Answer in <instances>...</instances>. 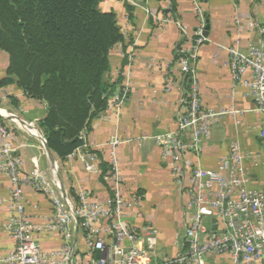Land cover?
<instances>
[{
    "label": "crops",
    "instance_id": "obj_1",
    "mask_svg": "<svg viewBox=\"0 0 264 264\" xmlns=\"http://www.w3.org/2000/svg\"><path fill=\"white\" fill-rule=\"evenodd\" d=\"M170 1L176 4L175 13L169 7ZM201 4L205 27L207 21L210 24L207 40L200 46L196 59L203 102L217 111L235 109L239 114L223 116L213 126L210 136L202 141L201 154L187 153L186 162L216 169L219 158L235 143L243 152L262 150L259 135L264 115L253 111L255 103L246 88L234 86L226 63L228 54L221 47L232 45L239 30L244 35L243 47L249 42L264 43V39L249 28L251 21L264 24V0H201ZM100 8L116 13L125 37L110 52L111 70L106 78L114 84L113 94H116L121 92L119 71L129 69L132 88L118 110L108 107L92 120L90 129L82 132L83 143L73 152L64 159L52 150V156L48 154L40 127L48 111L45 102L28 97L17 84L0 88V125L9 132L7 139L0 133L2 259L16 246L11 219L16 220L17 210L16 203L10 201L15 187L12 163L16 176L30 179V184L23 187V203L42 250H59L69 241L75 248L73 258L80 263L101 258L96 242L103 236L88 237V232L82 229L77 208L81 192H87L91 201L99 203L114 194V186L104 180L109 170L103 172L105 164L102 163L110 169V144L115 138L121 141L116 148L122 176L120 191L132 203L122 221L140 230L138 246L149 251L152 264L165 263L188 248L185 232L191 217L187 206L189 188L175 181L158 136L177 130V110L189 86L182 74L174 70V65L190 43L183 40L174 22L166 20L176 18L190 31H195L200 21L191 0H101ZM131 44L136 45L137 55L129 63L125 53ZM8 66L9 56L0 50V79L7 76ZM86 144L101 160L99 172L94 170L97 165L92 166L88 151L85 152ZM248 171L251 185L264 188V163L248 167ZM58 209L65 214L64 221L57 216ZM165 229L172 231L169 239ZM181 231H184L183 236L178 237ZM168 240L170 246L166 244ZM229 262L230 255H213L206 263ZM0 264L10 263L2 260Z\"/></svg>",
    "mask_w": 264,
    "mask_h": 264
},
{
    "label": "built area",
    "instance_id": "obj_2",
    "mask_svg": "<svg viewBox=\"0 0 264 264\" xmlns=\"http://www.w3.org/2000/svg\"><path fill=\"white\" fill-rule=\"evenodd\" d=\"M191 2L200 21L195 31L191 33L188 26L179 20H166L174 22L183 40L190 43L174 65V70L182 74L189 86L177 110V130L158 136L163 152L169 158L175 181L189 188L187 206L191 217L185 232L188 248L174 259L153 264H205V257L213 254L230 255L228 264H264V188L251 185L248 171V167L264 163V123L259 135L262 150L243 152L241 146L235 143L219 158L216 169L186 162L187 153H201L202 141L210 136L213 126L223 116L239 114L235 109L217 111L203 102L196 59L200 46L207 40L205 14L201 0ZM249 28L264 39V24L251 21ZM243 37V32L239 30L234 43L221 48L228 54L226 63L234 86L246 88L255 103L253 111L264 115V43L249 42L243 47ZM125 55L131 63L137 55L136 45L131 44ZM118 77L122 78L121 92L110 97L109 105L114 110H118L128 98L132 88V71L121 70ZM0 133L4 139L9 137L8 130L2 125ZM119 144L121 141L118 138L110 144V169L104 176V180L114 186V194L104 203L91 201L87 192L79 194L81 201L77 213L82 219V229L88 232L90 239L99 234L103 236L96 242L101 258L83 264H152L149 262V251L138 246L140 230L122 221L132 203L120 191L122 176L116 150ZM87 149L85 152L88 151L92 166L97 165L94 170L99 172L101 160L98 154L91 150L90 145ZM10 166L15 182L10 201L16 203L14 208L17 210L16 215L12 204V212L17 216L15 221L11 219L16 246L5 259L0 257V261L10 264H82L73 258L75 248L72 242H65L59 250H42L23 203V187L26 183L30 184V179L16 176L15 165L12 163ZM57 216L64 221L65 214L61 209H58ZM106 234L109 237H104Z\"/></svg>",
    "mask_w": 264,
    "mask_h": 264
},
{
    "label": "trees",
    "instance_id": "obj_3",
    "mask_svg": "<svg viewBox=\"0 0 264 264\" xmlns=\"http://www.w3.org/2000/svg\"><path fill=\"white\" fill-rule=\"evenodd\" d=\"M100 3L0 0V50L9 56L0 88L17 84L47 104L40 127L61 159L83 143L82 132L109 107L114 92L106 78L110 52L125 37L116 13L102 11ZM126 7L131 8L127 2ZM171 11L176 12L174 1ZM102 164L103 172L109 170Z\"/></svg>",
    "mask_w": 264,
    "mask_h": 264
},
{
    "label": "rangeland",
    "instance_id": "obj_4",
    "mask_svg": "<svg viewBox=\"0 0 264 264\" xmlns=\"http://www.w3.org/2000/svg\"><path fill=\"white\" fill-rule=\"evenodd\" d=\"M174 20L176 21V20H178V19L175 18ZM189 31H190V30H189ZM190 32H191V31H190ZM191 33H192V32H191ZM25 123H26V124H29L27 121H25ZM46 141H47V140H46ZM200 154H201V153H200ZM200 154L198 153V154H196V155L198 156V155H200ZM218 161H219V160H218ZM217 163H218V162H217ZM174 223H175V222H174ZM164 232H166V238L169 239V234L172 233V231H170V233H169V232H167V229H165ZM183 232H184V231H181L177 236H178V237H179V236H183ZM174 234H175V232L173 231V235H174ZM166 244H167L168 246H170V241H169V240L166 241ZM213 255H217V254H213ZM213 255H208V256H206V257H205V258H206V262H207V260H208L210 257H212ZM206 264H208V263H206Z\"/></svg>",
    "mask_w": 264,
    "mask_h": 264
},
{
    "label": "water",
    "instance_id": "obj_5",
    "mask_svg": "<svg viewBox=\"0 0 264 264\" xmlns=\"http://www.w3.org/2000/svg\"><path fill=\"white\" fill-rule=\"evenodd\" d=\"M209 30H210V24H209V22L207 21V25H206V27H205V36H206V37H208ZM63 139H64V137H63ZM75 140H76V139H75ZM71 142H74V140H73V141H70V143H71ZM45 146H46V149H47V151H48V154H49L50 156H52L51 149L49 148V146H48V144H47V141H45Z\"/></svg>",
    "mask_w": 264,
    "mask_h": 264
},
{
    "label": "bare ground",
    "instance_id": "obj_6",
    "mask_svg": "<svg viewBox=\"0 0 264 264\" xmlns=\"http://www.w3.org/2000/svg\"><path fill=\"white\" fill-rule=\"evenodd\" d=\"M1 113L6 114L4 111H1Z\"/></svg>",
    "mask_w": 264,
    "mask_h": 264
}]
</instances>
